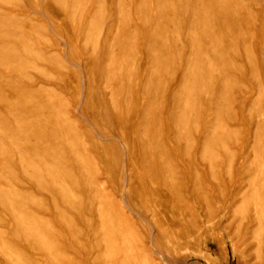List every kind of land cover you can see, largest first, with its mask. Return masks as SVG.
Segmentation results:
<instances>
[{
    "label": "rangeland",
    "instance_id": "374dc122",
    "mask_svg": "<svg viewBox=\"0 0 264 264\" xmlns=\"http://www.w3.org/2000/svg\"><path fill=\"white\" fill-rule=\"evenodd\" d=\"M157 1L0 0V264H264V0Z\"/></svg>",
    "mask_w": 264,
    "mask_h": 264
},
{
    "label": "bare ground",
    "instance_id": "6f19581e",
    "mask_svg": "<svg viewBox=\"0 0 264 264\" xmlns=\"http://www.w3.org/2000/svg\"><path fill=\"white\" fill-rule=\"evenodd\" d=\"M208 2L207 3V5H205V2ZM83 2V1H82ZM156 2V1H155ZM158 2V1H157ZM168 0H160L159 2H158V4L159 5H162L163 6V10L164 9H166V5H168ZM176 2L179 4V11L181 12V14L182 15H184L183 17H185V16H187L188 18H190V22H189V24L191 25H188V26H186V31H188V29L190 30V31H192V32H194V33H197V32H199V30H197V29H195L196 28V21H194L197 17H199V16H202V18H205L204 17V15H203V13L205 12V11H209V15L207 16V21L209 22V21H212L213 19V16H214V13H212V12H215L216 10V8H218V7H224L225 8V10H226V12L229 10V8H231V5H230V3H229V1H226V2H220V6H219V1L218 0H176ZM77 4V3H76ZM80 4V3H79ZM164 6H165V8H164ZM159 7V6H158ZM223 8V9H224ZM170 9V8H169ZM189 9H191V10H193V12H189L188 10ZM158 10H160V9H158ZM165 11V10H164ZM171 11V13H170V18L172 19H174V17H175V11L174 10H170ZM204 11V12H203ZM201 12H202V14H201ZM164 13V12H163ZM166 13V12H165ZM128 15V14H127ZM125 16V15H124ZM166 16V15H165ZM227 16V14H222L221 15V13L217 16L218 17V20L220 21V20H223V19H225V17ZM128 17V16H127ZM162 18H163V15H162ZM166 19V18H165ZM164 20V19H163ZM164 21H166V20H164ZM169 21V20H168ZM225 22V21H224ZM124 23V22H123ZM126 27H127V25H125ZM125 27V28H126ZM209 30V29H208ZM206 31V33H210V36H212L214 39H213V41H215L216 40V36H217V34L215 35V33H214V31L212 30V31ZM170 33H171V31H170ZM128 35V34H127ZM209 35V34H208ZM212 42V41H211ZM129 46V44L128 43H124V46H123V48L124 49H126L127 47ZM219 46V45H218ZM217 46V47H218ZM223 46V45H222ZM221 46V47H222ZM220 47V46H219ZM202 50H203V46H200V45H196V46H194V49H192V56H190L189 57V59H187V60H185V65H188V63L189 62H191V58L194 56V60H193V62L196 64L197 63V60H198V56H200V54H201V52H202ZM223 51V50H222ZM221 51V49H220V52H222ZM122 52H124V51H122ZM112 54V53H111ZM110 54V55H111ZM117 54H119V52H117ZM220 54H222V53H220ZM219 54V55H220ZM113 56V55H112ZM224 55H220V57H219V59L220 58H222ZM123 59V63H124V66H125V70L124 69H122V70H124V79L127 81V83H129L131 80H132V77L134 76L133 75V72H132V70H131V68H132V64H133V60H132V58L130 57V56H128V55H125L124 56V58H122ZM122 61V60H121ZM262 65H263V67H264V56H263V58H262ZM77 67H80V65H76ZM123 66V67H124ZM199 67H200V65H199ZM122 68V67H121ZM120 69V68H119ZM81 79V78H80ZM1 125V124H0ZM7 127H9V126H7ZM3 128V126L1 127L0 126V129H2ZM10 128V127H9ZM5 129V128H4ZM4 129H2V130H4ZM1 131V130H0ZM7 132V130H4V132ZM116 135V134H115ZM23 137V136H22ZM113 137H115L116 139H118V140H120V142L119 143H121V148H122V154H125V151H124V149H125V145H124V142L120 139V137L118 136V135H116V136H113ZM113 137H112V139H113ZM111 138V137H110ZM114 138V139H115ZM108 139V138H107ZM0 145H1V143H0ZM3 145H1V147H2ZM3 148V147H2ZM204 148V147H203ZM204 150H205V148H204ZM45 155H43V157H44ZM124 156H126V155H124ZM22 157H26V156H20V158H21V160L22 159H24V158H22ZM26 159V158H25ZM125 160V159H124ZM123 160V161H124ZM39 170V169H38ZM53 176V175H52ZM55 176L57 177V175L55 174ZM125 176V175H124ZM54 178L55 180L57 179V178ZM55 182H57V181H55ZM54 182V183H55ZM233 185H235V183L233 184ZM124 194V193H123ZM142 194V193H141ZM1 195V194H0ZM3 196V195H2ZM4 197V196H3ZM18 198H19V196H18ZM137 198H138V196H137ZM140 198H141V196H140ZM124 203H125V201L124 200H122ZM138 201V200H137ZM110 205H108V207H109ZM125 206V205H124ZM13 207V206H12ZM20 207H21V205H20ZM14 208V207H13ZM129 208V207H128ZM10 209V208H9ZM15 210H16V208H14ZM20 209V208H19ZM111 209V208H110ZM113 210V209H112ZM11 212H12V210H11ZM18 212V211H17ZM105 212H106V210H105ZM109 212V211H108ZM114 212V211H113ZM12 214V213H11ZM17 214V213H16ZM15 214V215H16ZM19 214V213H18ZM19 216V215H18ZM104 216H106V214L104 215ZM109 216V215H108ZM110 217V216H109ZM105 218H107V217H105ZM16 219V218H15ZM19 219V218H18ZM108 219V220H107ZM107 219H105V221H107V222H109V219H111V218H107ZM18 221H20V220H18ZM111 221H112V219H111ZM110 221V222H111ZM18 223V222H17ZM20 223H22V221H20ZM110 224V223H109ZM21 226V225H20ZM22 231H24V229L22 230ZM20 233V232H19ZM21 233H23V232H21ZM6 250V249H5ZM18 258V257H17ZM20 258V257H19ZM18 261V260H17ZM19 262V261H18Z\"/></svg>",
    "mask_w": 264,
    "mask_h": 264
}]
</instances>
